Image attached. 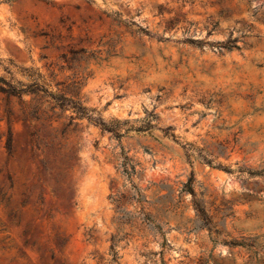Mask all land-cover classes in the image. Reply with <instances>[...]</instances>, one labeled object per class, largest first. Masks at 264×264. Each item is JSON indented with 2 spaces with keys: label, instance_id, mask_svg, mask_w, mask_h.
Returning a JSON list of instances; mask_svg holds the SVG:
<instances>
[{
  "label": "rangeland",
  "instance_id": "rangeland-1",
  "mask_svg": "<svg viewBox=\"0 0 264 264\" xmlns=\"http://www.w3.org/2000/svg\"><path fill=\"white\" fill-rule=\"evenodd\" d=\"M0 78V264H264V0H0Z\"/></svg>",
  "mask_w": 264,
  "mask_h": 264
},
{
  "label": "trees",
  "instance_id": "trees-1",
  "mask_svg": "<svg viewBox=\"0 0 264 264\" xmlns=\"http://www.w3.org/2000/svg\"><path fill=\"white\" fill-rule=\"evenodd\" d=\"M232 48V47H229ZM228 48V49H229ZM0 92L6 94V95H13V96H19L21 93L24 91H17L7 83H5L1 78H0Z\"/></svg>",
  "mask_w": 264,
  "mask_h": 264
},
{
  "label": "bare ground",
  "instance_id": "bare-ground-1",
  "mask_svg": "<svg viewBox=\"0 0 264 264\" xmlns=\"http://www.w3.org/2000/svg\"><path fill=\"white\" fill-rule=\"evenodd\" d=\"M95 171H90L88 170L86 172V174L81 178L80 180V185L83 186L85 188V186H87V179L88 177L90 178L92 175H94ZM89 175V176H88ZM92 196H95L94 194Z\"/></svg>",
  "mask_w": 264,
  "mask_h": 264
}]
</instances>
